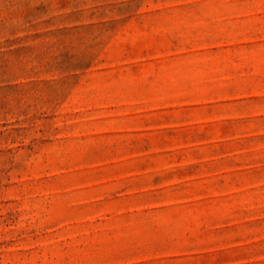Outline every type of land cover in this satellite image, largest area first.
I'll return each instance as SVG.
<instances>
[{"label":"rangeland","instance_id":"374dc122","mask_svg":"<svg viewBox=\"0 0 264 264\" xmlns=\"http://www.w3.org/2000/svg\"><path fill=\"white\" fill-rule=\"evenodd\" d=\"M0 264H264V0H0Z\"/></svg>","mask_w":264,"mask_h":264}]
</instances>
